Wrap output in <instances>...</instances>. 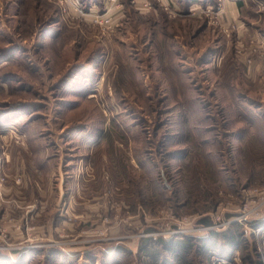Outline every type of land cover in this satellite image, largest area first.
<instances>
[{
  "label": "rangeland",
  "instance_id": "374dc122",
  "mask_svg": "<svg viewBox=\"0 0 264 264\" xmlns=\"http://www.w3.org/2000/svg\"><path fill=\"white\" fill-rule=\"evenodd\" d=\"M187 238L264 264V0H0V264Z\"/></svg>",
  "mask_w": 264,
  "mask_h": 264
},
{
  "label": "trees",
  "instance_id": "16d2710c",
  "mask_svg": "<svg viewBox=\"0 0 264 264\" xmlns=\"http://www.w3.org/2000/svg\"><path fill=\"white\" fill-rule=\"evenodd\" d=\"M216 235V234H215ZM223 238L225 239V241L227 242V244L231 245V246H235L238 243V234L234 233V232H230L228 233H224L222 234ZM148 241V240H146ZM158 244L159 246L162 244L161 241L159 242H155L152 244ZM171 247L170 249L173 250L174 252V257L176 260H178L179 262H181L182 264H185L184 262V256L186 254L189 253V251L192 248V244H191V239L187 238V239H183V240H176V242H173V244L171 243ZM149 244L148 245H144L142 252L144 253V256L146 257L147 261H158V256L159 253L157 252H150L149 250Z\"/></svg>",
  "mask_w": 264,
  "mask_h": 264
}]
</instances>
